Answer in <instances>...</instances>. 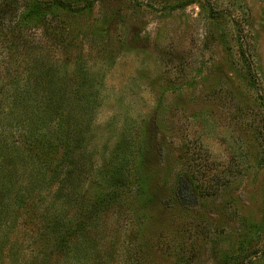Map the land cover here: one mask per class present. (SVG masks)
<instances>
[{
	"label": "rangeland",
	"instance_id": "rangeland-1",
	"mask_svg": "<svg viewBox=\"0 0 264 264\" xmlns=\"http://www.w3.org/2000/svg\"><path fill=\"white\" fill-rule=\"evenodd\" d=\"M44 9L1 75L29 102L0 125V264H264V0Z\"/></svg>",
	"mask_w": 264,
	"mask_h": 264
},
{
	"label": "trees",
	"instance_id": "trees-1",
	"mask_svg": "<svg viewBox=\"0 0 264 264\" xmlns=\"http://www.w3.org/2000/svg\"><path fill=\"white\" fill-rule=\"evenodd\" d=\"M97 1L98 0H31V4L26 5L25 10L23 11L25 12L24 15L22 16L23 18L16 21V23L13 26H8L9 23H7V21L10 18L15 17L17 14L15 5L13 4L14 1L0 0V57H2V60H0V64H2L1 67L3 71L2 72L0 70V81L3 79L1 76L3 73L4 75L9 74L11 70L14 71L13 74L18 73L16 69H11L10 66L11 64L12 66L13 65L19 66L23 62L24 53H25L24 50L26 51L27 48L26 46L27 42L25 40L27 35L25 34V32L28 30V28H30L27 26V21L29 19H35V18L40 19L45 15V9H44L45 2H47L51 7H54L55 9H60L65 12L71 13V12H75V10L82 11V10L90 9ZM5 30H7V33L4 32ZM12 34H15L17 36V40L14 42V44H12L13 42L11 43V39L9 38L10 35L12 36ZM240 51L243 52L242 46H240ZM249 74L250 76H252V72H249ZM28 102H29V89H28L27 81L26 84L20 85V76H15V77L10 76L6 82L3 81V83L0 84V125L5 123L2 120H6V122L8 121L6 123V126L10 124L11 127L13 125H16L17 123V128H19L21 121V119L19 120L20 107L21 108L24 106L27 107L26 104ZM13 121H15L14 124ZM40 122L41 120L38 119L37 117H32V120L30 121L32 128L29 129L27 128L28 129L27 133H29V136L31 137V141L33 142V143L31 142L30 145H34V138L36 134H38L41 140L43 138V136L39 135V130L41 129ZM62 142L63 143L60 142V144L63 145L64 147H67L68 145L67 140L65 141L62 140ZM36 147L40 148L39 146ZM75 148L76 146L74 148L67 147L68 154L75 151ZM1 149L2 148L0 147V150ZM27 154L29 157L32 156V154L29 153V151ZM0 163L2 164L0 165V167L8 168L9 163L5 160V157L3 154H1V152H0ZM34 190H36V188ZM117 196L118 195L115 192L111 193L109 195L108 204L112 201L114 202ZM13 199L16 200L15 202L13 201V205L21 206V201H19V199L15 197ZM24 205H27V203H24ZM10 206H12L11 202L7 206V208H9ZM28 207L35 211L34 206H32L33 208L31 206ZM107 207L108 206H106V208Z\"/></svg>",
	"mask_w": 264,
	"mask_h": 264
}]
</instances>
